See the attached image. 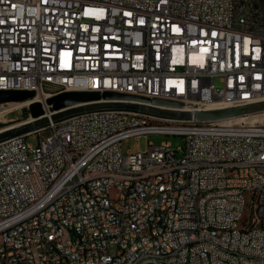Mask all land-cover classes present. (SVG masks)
Returning a JSON list of instances; mask_svg holds the SVG:
<instances>
[{"label":"built area","instance_id":"2783aa9c","mask_svg":"<svg viewBox=\"0 0 264 264\" xmlns=\"http://www.w3.org/2000/svg\"><path fill=\"white\" fill-rule=\"evenodd\" d=\"M0 86L192 112L264 101V0H0ZM165 121L110 109L0 141V264H264V123ZM150 134L183 143L123 151ZM137 167L153 174L126 181ZM241 202L252 213L235 228Z\"/></svg>","mask_w":264,"mask_h":264},{"label":"water","instance_id":"95a60500","mask_svg":"<svg viewBox=\"0 0 264 264\" xmlns=\"http://www.w3.org/2000/svg\"><path fill=\"white\" fill-rule=\"evenodd\" d=\"M35 96L36 92L32 90H0V104L31 100L34 99ZM117 99L138 100L149 104L113 101ZM160 106L184 107V103L162 98H148L133 94H122L113 91H65L46 98L44 103L35 101L29 104L28 111L33 120L23 127L7 129L0 132V141L9 137L35 132L46 127L50 121H59L74 115L110 109H128L159 118L195 121L225 120L264 112V101L194 112L189 110L175 111L163 109ZM48 111L59 112L46 116Z\"/></svg>","mask_w":264,"mask_h":264},{"label":"rangeland","instance_id":"374dc122","mask_svg":"<svg viewBox=\"0 0 264 264\" xmlns=\"http://www.w3.org/2000/svg\"><path fill=\"white\" fill-rule=\"evenodd\" d=\"M216 84L219 88L223 86V83L220 82L219 78L216 79ZM11 104L10 103L0 104V132H3L11 127H16L20 124H23L32 118L28 111L29 106H25L23 103L17 106H13V105L11 106ZM235 120L244 121L248 123H252V122L264 123V113L245 116V117L237 118ZM165 122L167 124L178 123L175 120L169 118L168 119L166 118ZM28 141L36 144L37 136L30 135L28 137ZM150 142H152L155 145H160L163 142H170L176 147L183 143V136L175 135V134H150L148 136L133 137L123 141V151L125 153H128L130 151H135V150H145L149 146ZM251 213H252L251 206L248 205L245 210V213L243 214V220H242L243 223L241 224V228L245 226L244 221L249 220V218L251 217Z\"/></svg>","mask_w":264,"mask_h":264},{"label":"bare ground","instance_id":"6f19581e","mask_svg":"<svg viewBox=\"0 0 264 264\" xmlns=\"http://www.w3.org/2000/svg\"><path fill=\"white\" fill-rule=\"evenodd\" d=\"M0 90H8V88H5L4 86H0ZM38 101V97H35L31 100H26L21 103L19 102H8L12 103L11 106H17L19 104H24L25 106H29L32 102ZM217 106V105H214ZM163 109H170V110H189L186 108V106L183 109H179L177 107H161ZM64 110V109H63ZM59 111L50 112L48 111L46 113V116H50L52 114H56ZM264 113V112H262ZM258 113V114H262ZM256 115V114H251ZM250 116V115H247ZM245 116L236 117L233 119H227V121L235 120L237 118H241ZM33 120L31 118L29 121L20 124L16 127H11L9 129L14 128H20L25 126L27 123H30ZM7 130V129H6ZM213 168L214 169H225L226 168V161H213ZM231 169H241V162H231ZM181 171V164L180 163H172V164H165L164 165V172H180ZM153 174V167H137V173L136 172H126V181H134V182H141L142 180H145V177H148L149 175ZM107 177H111V170H104V173H99V180H107ZM239 190H246V183H239ZM208 193H215V186H208ZM204 200V192H197L195 194V201H203ZM249 205V202H241L240 204V211L237 213L236 221H235V228H241V224L243 223V214L245 213V210L247 206ZM246 221H244L245 225ZM245 227V226H244ZM243 227V228H244ZM141 237L145 238V240H152V230L151 229H143L141 230Z\"/></svg>","mask_w":264,"mask_h":264}]
</instances>
